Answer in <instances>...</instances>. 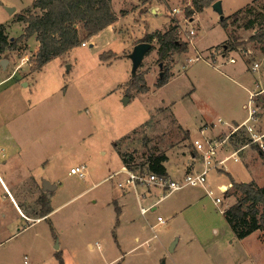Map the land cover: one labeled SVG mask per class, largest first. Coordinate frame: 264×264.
I'll use <instances>...</instances> for the list:
<instances>
[{
  "label": "rangeland",
  "instance_id": "1",
  "mask_svg": "<svg viewBox=\"0 0 264 264\" xmlns=\"http://www.w3.org/2000/svg\"><path fill=\"white\" fill-rule=\"evenodd\" d=\"M31 1L0 0V24L4 23L2 16L12 19ZM219 1L223 18H228L231 35L228 41V33L221 27L220 16L212 10V5L189 17L191 0H154L145 8L124 1L121 8L129 17L115 28V34L123 42L115 41L110 46L117 57L110 59L109 65L100 64L99 58L94 57L98 49L90 46L76 47L62 61H51L36 73L32 71L34 55L28 50L0 56L19 65L26 56L29 72L15 89L0 93V107H4L2 113L7 119L14 106L18 113L33 106V111L16 118L12 125L30 137L27 154L36 166L34 176L51 180L58 188L49 199L53 210L49 220L33 223L35 218L31 215L40 211L37 200L45 193L31 183L26 186L32 189L26 188L21 193L24 196L16 198L25 218L16 212L10 200L6 202L5 218H0V264H25L24 261L59 264L57 255L62 264H264V243L255 237L237 243L220 214L235 203L233 197L225 198L219 189L230 182L222 169L227 167L239 180H247L248 172L241 161L235 163L230 158L208 172L206 185L213 191L212 197L196 185L167 196L158 189L137 187L140 206L147 209L145 215L139 212L132 189H118L122 175L104 180L120 168L114 144L132 166L147 167L149 157L167 154L172 179H182L186 174L183 167L187 159L191 161V142L211 136L208 130L200 133L202 127L210 125L202 124L205 115L227 113L242 96L233 95L228 80H238V76L257 81L260 76L264 85V44L250 41L256 31L264 29V0H255L252 6L255 11L239 15L236 20L230 16L249 0ZM6 8L14 11L8 15ZM172 9L180 13H173ZM172 25L179 27L178 37L187 43L188 51L173 54L160 63L154 39L150 43L151 51L135 75H131L128 56L133 47L146 34L164 33ZM189 31L194 34L190 36ZM30 42L29 39L28 45ZM224 43H233L236 48L223 54ZM195 57L200 58L195 60ZM231 57L235 64L228 62ZM254 63L259 65L258 74L251 70ZM11 69L0 65L2 75L9 74ZM164 70L168 72V82L156 88L159 74ZM134 76L143 79L139 85L146 88L145 93L129 86ZM22 83L26 86L21 87ZM247 103L245 111H237V117L248 113ZM263 114L261 109L259 117ZM244 138L241 135L232 142L242 143ZM80 165L86 166L84 180L69 174L71 167ZM200 168L196 160L194 172ZM256 171V175L252 173L255 182L264 186V167ZM124 194L122 204L126 203L132 211L134 227L120 222L117 203ZM3 196L8 199L9 193L4 192ZM216 197L221 199L217 207L213 204ZM152 207L156 210L151 211ZM115 208L119 209V215ZM157 217L165 224L158 225ZM194 235L201 238L198 242L205 248L199 255L193 248L197 244L187 241ZM134 237L139 242H134ZM180 237L176 250L169 253L170 244ZM136 246L139 247L134 249ZM235 255L238 257L234 260Z\"/></svg>",
  "mask_w": 264,
  "mask_h": 264
},
{
  "label": "trees",
  "instance_id": "2",
  "mask_svg": "<svg viewBox=\"0 0 264 264\" xmlns=\"http://www.w3.org/2000/svg\"><path fill=\"white\" fill-rule=\"evenodd\" d=\"M112 0H33L30 8L24 10L21 15L17 16V21L25 24L24 33L17 38H9L6 34V28L0 24V56L7 52H19L22 47L21 42L35 36L38 42V48L33 58L32 71L36 72L52 60L61 57L69 50L81 46L84 40L96 36L102 30L117 21V15L112 10ZM154 0H139L140 4L147 6ZM217 0H191V8L188 9L187 15L192 17L194 13H200L205 7L211 6ZM232 14L230 18H236L242 14H249L255 11L252 9L253 3ZM126 12H120V16H125ZM221 27L228 33L227 41L231 37L228 32V18L220 20ZM179 27L172 25L164 33L154 32L146 34L139 43H151L154 39L158 44V61L161 63L167 60L173 54H182L188 51L186 42L181 41L178 37ZM84 35V36H83ZM250 41H256L264 44V29H259L250 37ZM236 47L228 43L222 46L223 54L227 51H233ZM152 49V47H151ZM151 51V50H150ZM149 51V52H150ZM148 52V53H149ZM147 53V54H148ZM116 58L111 52L99 55V60L106 62ZM168 72H161L155 86L162 87L168 82ZM143 79L134 76L129 81V86L133 89L145 93L146 88L139 83ZM246 138L242 139V143ZM123 166L128 169H134L139 166H132L128 159L120 155ZM167 158L165 155L149 157L147 167L148 172L158 176H165L166 170L164 163ZM230 190L232 193H230ZM225 198L233 197L235 203L223 212V218L229 226L234 238L242 240L256 231L264 232V187H258L254 183H235L231 180L230 188L224 193ZM40 208L39 217H45L50 212V200L47 194H44L37 200ZM117 215L119 209L115 208ZM59 264L61 258L57 255Z\"/></svg>",
  "mask_w": 264,
  "mask_h": 264
},
{
  "label": "crops",
  "instance_id": "3",
  "mask_svg": "<svg viewBox=\"0 0 264 264\" xmlns=\"http://www.w3.org/2000/svg\"><path fill=\"white\" fill-rule=\"evenodd\" d=\"M32 1L29 3V5L26 6V8L21 9L20 13L14 15V17H12V19L7 20L3 16L1 17V20L4 21V23L2 25L5 26L6 34L9 38H11V39L17 38L18 35L15 34V32L17 31L16 29L19 30V33H20L19 36H21L24 33L25 24L17 21V16L21 15L24 10L30 8ZM124 1L129 3L127 0H112L111 1L112 10L117 15V21L114 22L112 25L108 26L106 29L102 30L96 36L90 38V41L88 43H86L85 46H79V47H87V46L96 47L98 50L95 53L94 57H97V58H99V55L101 53H104V52L112 51V53H114V50L110 49V46L112 45V43L115 41H117L119 43L123 42L117 36L118 34H115V32H114L115 28H116V26L119 27L120 24H123V22L129 17V14H126L125 16H120V14H119L121 11H123V9L121 7L123 6ZM251 3H252V0H249V2L243 8L247 7ZM114 4H117V8H114ZM129 4H133V5L139 4L141 6V8L146 7V6L141 5L139 0H137L133 3H129ZM243 8H241V9H243ZM241 9H239V10H241ZM151 12L153 14L154 10H152ZM179 13H180V11L178 12V14ZM7 14L10 15V13H7ZM151 33H149V34H151ZM10 34H11V36H9ZM29 39L31 40L30 45H28ZM28 40L23 41L19 44L22 47L21 52H25L28 50V52L30 54L35 55L37 48H38V42L36 41L35 36H31L30 38H28ZM73 50H75V48L72 50H69L67 53H65L61 57L56 58L54 60H57L59 62L62 61V59L65 56L69 55ZM25 57L26 56H23V58H25ZM114 59H116V58H114ZM2 60H5V59H0V65H1ZM54 60H52V61H54ZM14 61L15 60L6 59V63H3V66L1 65L3 69H7L9 66H11L12 69H11L10 73L7 75H2V73H0V93L6 89H12V88L15 89L17 87L18 82H20V81L22 82L23 76L27 75V72H29V69L28 70L22 69L20 67V65L18 63L15 64ZM98 61L100 64H103V63L105 64V62H102L100 60H98ZM111 61L112 60H110V62ZM215 62H216V60H215ZM106 64H108V65L110 64L109 60L106 61ZM34 73H36V72H34ZM34 73H32V74H34ZM256 73H257V71H256ZM236 78L238 80H236V79L230 80L229 79L228 82L230 83V86L233 90L232 91L233 95H236V94L242 95L241 98L238 99V103L236 105L230 106L227 113H225V114L223 113V115H217V113H216L215 114L216 116H213V115L207 113L205 115V119L202 121V124H203V122L204 123L208 122L210 124V126H211L210 134L212 137L226 133L225 128L218 124L219 119L221 121H225L226 124H230V125H236V124H240V123H243L246 121L248 113L242 114L241 116L239 115V117H237V114H238L237 111L238 110H242V111L246 110V107L244 109V104L246 101L249 102L250 94H255V93L261 92L262 95L264 96V85L262 83L260 76L258 77L257 81H248L245 78L241 79V77H238V76ZM23 86H24V83H22L21 87H23ZM25 86H26V84H25ZM258 86L261 88L257 91ZM246 95H247V98H246ZM11 106L13 107L14 105L12 104ZM14 107H13L11 114L9 115V118H7V119H4V115L2 113V110H4V107H0V150L2 151V153L0 154V194H1V196H0V214H2L0 216V218H2V219L5 218V212L7 211L6 202L8 200H10L13 208L16 207V210H17L16 212L20 216L23 215L22 211L20 210V208L17 204L16 198L17 197L22 198L24 195H21V193L26 188L32 189V186H34L35 189H40L43 193L47 194V197L49 199H51L53 197V195L58 190L56 184L54 182H51V180L38 179L34 176L35 171H36V166H33V164H32L33 160H32V158H29L28 154H27V151L29 148V146L27 144V140L30 137L28 136L26 131L19 133L16 129H14V127L12 125V122L16 118L21 117L24 114H29L31 111H33V106L27 108L25 111H23L21 113L16 112L14 110ZM263 115L260 116L258 121H257V127L259 129H261L262 131H264V116ZM242 136L245 137V135H242ZM244 144L245 143H241V142L238 144H233L232 140L228 141L227 143H224L218 152L217 159L219 161H223V164H224L225 161L227 160V157L230 156L234 151L238 150ZM183 155H185V153H183ZM236 156H237V161L236 162L233 161V162L238 163L241 161L242 164L244 165L245 170L248 172L247 176L249 178L247 180H245V179L239 180V178H237L238 176H236V174L231 173L229 168L224 167L222 170L224 172H227V174L229 175L230 182L226 185L220 186L219 189L221 192L223 189L227 190L230 188L231 180L235 183H243V182L244 183H250V182H252L256 186H258V184L255 182V178H254L252 173L254 171V175H256L258 173L256 170H258L260 167L261 168L264 167V153L259 152L256 147H245L243 150L237 152ZM166 158H167V160L164 163L166 175L169 176L170 178H172L173 176L170 173V169L168 168V163H169L170 159H169L167 154H166ZM119 160H120V168L118 170L112 172L110 175H112L116 172H119L120 169L123 167L121 159H119ZM194 163L195 162L188 161V159H187V162L183 167V169H185V173H187L188 171H191L192 165L194 167ZM190 166H191V168H190ZM71 168H73V167H71ZM109 176L104 178V180H109L108 179ZM44 181L48 182L50 186L54 187V189L51 192L46 193L43 191L42 183ZM28 183H31L32 186H26ZM258 187H264V186H258ZM202 188L205 190L207 196L212 197L214 195L213 191H211L206 184ZM9 190L12 193L9 192ZM132 190L134 191V194L136 196V201H137V204H138L139 210H140V208H142V207L140 206L138 191H137V189H135V190L132 189ZM4 192H5V194L9 193L8 199L5 196H3ZM125 198H126V194H124V196H120L118 198L119 203H117V204L119 205V209H120V216H119L120 222H123L124 225H126L128 227H134L136 225V222L132 217V215H133L132 211L129 210L126 203L122 204V201H125ZM216 198H218V197H216ZM229 198L233 199L232 197H229ZM215 199L213 200V204H214V206L217 207L218 204L215 203ZM143 200L145 201L146 199H143ZM233 204H234V202H232V204L230 206H232ZM152 205H154V203L149 204V206H152ZM230 206L226 207L224 210H221L220 214L223 216V212L227 208H229ZM50 209H51V212L45 217H39L37 215L38 212L35 211L31 215L33 218H35L33 223L40 221L42 219L49 220V218L53 212L51 205H50ZM155 210H156L155 207L151 208V211H155ZM184 211H185V209L182 212H184ZM144 215H142V216H144ZM32 217H30L29 219H33ZM157 224L158 225H164L165 223L159 224L157 222ZM228 228H229V226H228ZM229 230H230V228H229ZM213 233L215 234L216 231L214 230ZM232 235H233V233H232ZM250 237H255L258 242H260L262 244L264 243V232L263 231L253 232L252 234H250L249 236H247L246 238H244L242 240L235 239L234 235H233V239L236 240L237 243H239V244H242V242H245ZM198 238H200V237L194 235L191 238H189L187 241H189V243H191V244H197L196 246L194 245L193 248H195V250L197 251V254L199 255V252L200 253L204 252L205 248H203V245L198 242ZM180 239H181V237L176 238V243L174 245L173 251H175L177 246L179 245ZM134 242H139L138 237H134ZM146 242H148V240L144 241V243H146ZM217 244L219 245V243H217ZM88 247L92 248V245L88 244ZM137 247H139V246H136L134 249H136ZM217 248L222 249L219 246H217ZM172 252H169V253H172ZM237 257L238 256L235 255L234 260L237 259ZM24 259L26 260L27 258L25 257ZM24 263H25V261H24Z\"/></svg>",
  "mask_w": 264,
  "mask_h": 264
},
{
  "label": "built area",
  "instance_id": "4",
  "mask_svg": "<svg viewBox=\"0 0 264 264\" xmlns=\"http://www.w3.org/2000/svg\"><path fill=\"white\" fill-rule=\"evenodd\" d=\"M173 13H178V9H172ZM190 36L194 33L193 31L188 32ZM86 43H82L81 46H85ZM245 52V51H243ZM200 57H195L197 60ZM190 61V59H189ZM192 61V60H191ZM234 58H229L228 62L231 64L235 63ZM22 64L20 67L22 69H27V59H22ZM259 65L254 63L252 65V72L256 73L258 71ZM264 97L261 92L250 94L249 102H248V114L245 122L230 125L226 124L220 119L218 120V124L223 126L226 130V133L223 137L220 135L215 137L200 138L195 139L191 142V161L195 162L196 160L200 162L201 168L199 171L194 172V167L192 165L191 171H188L182 179L174 180L169 176H158L156 174L148 172L145 168L137 167L134 169H128L123 166L119 172H116L108 177L109 180L119 177L122 175V179L117 182L118 189H137V187H145L147 189H158L163 193V196H167L173 192L179 191L185 186L196 185L199 187H204L206 184V177L208 172L217 167L218 165H222L223 161H219L217 159L218 152L224 143H227L230 140H234L236 137H240L241 135H245L246 142L242 145L238 150L234 151L227 159L232 158L233 161H237V152L243 150L245 147H256L257 150L261 153H264V131L257 127V121L259 119L260 110L264 109L263 106ZM211 130V126L202 127L200 133H204L206 131ZM220 137V138H219ZM2 151L0 150V154ZM86 166L80 165L70 169L69 173L71 175L77 176L80 180H84L86 177ZM226 190H222L224 194ZM216 204L221 203L220 198L215 199ZM147 209L140 208V212L145 214ZM23 217H25L23 215ZM157 222L159 224H164V220L160 217L157 218ZM26 263V262H25Z\"/></svg>",
  "mask_w": 264,
  "mask_h": 264
},
{
  "label": "water",
  "instance_id": "5",
  "mask_svg": "<svg viewBox=\"0 0 264 264\" xmlns=\"http://www.w3.org/2000/svg\"><path fill=\"white\" fill-rule=\"evenodd\" d=\"M212 10L217 13L220 16V20L223 18L222 16V7H221V2L219 0L215 1L212 6H211ZM7 13H11L12 11H14V9L12 8H7L6 9ZM151 44L150 43H138L136 44L133 49L132 52L130 53V55L128 56L129 60L131 61V75H135L139 65L141 64V62L143 61L145 55H147V53L151 50ZM3 63H6V60H2L1 61V65L3 66ZM161 67V64H160ZM159 77H161V73L159 74ZM126 101V100H125ZM42 188L43 191L46 193L51 192L54 187L50 186L48 182L44 181L42 183ZM176 243V240L173 241L169 248L168 251L172 252L174 245ZM57 249V247H56Z\"/></svg>",
  "mask_w": 264,
  "mask_h": 264
}]
</instances>
